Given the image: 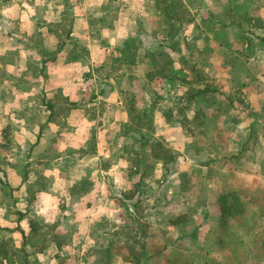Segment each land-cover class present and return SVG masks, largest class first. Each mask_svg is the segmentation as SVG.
Listing matches in <instances>:
<instances>
[{
	"label": "rangeland",
	"instance_id": "1",
	"mask_svg": "<svg viewBox=\"0 0 264 264\" xmlns=\"http://www.w3.org/2000/svg\"><path fill=\"white\" fill-rule=\"evenodd\" d=\"M75 7L88 20L83 59L97 41L108 49V61L84 66L79 104L91 123L86 136L74 139V132L63 129L61 140L44 139L33 129L48 114L41 97L28 102L9 88L42 82V63L64 45L42 35L47 26L67 39L71 18L61 25L55 20L61 12L73 16ZM0 61V256L16 264H110L112 257L171 264L169 243L175 240L165 236L166 228L203 227L196 245L174 252L175 260L264 262V0H0ZM123 68L135 85L121 96L131 122L124 130L134 136L117 139L111 148L119 170L109 176V197L116 201L76 202L80 191L106 196L104 184L90 180L97 163L86 158L98 141L101 107L94 86ZM63 104L55 105L52 119L64 118ZM58 141L61 146H53ZM150 152L161 158L160 166ZM112 160L98 165L112 166ZM78 176L75 187H53L59 201L52 210L39 196L45 182L52 180L51 188ZM229 192L236 193L229 202L239 209L223 218L219 200ZM102 208L117 216L98 215ZM84 211L94 218L77 233L74 215ZM50 212L56 218L45 217ZM15 244L19 250L11 251Z\"/></svg>",
	"mask_w": 264,
	"mask_h": 264
},
{
	"label": "crops",
	"instance_id": "2",
	"mask_svg": "<svg viewBox=\"0 0 264 264\" xmlns=\"http://www.w3.org/2000/svg\"><path fill=\"white\" fill-rule=\"evenodd\" d=\"M77 7L73 10V16H68L64 12H61L58 16V19L55 20V22L63 23L68 20L69 21L68 25L71 27V34L68 35L67 39H63L61 34L55 31V29H48L46 26V31L44 32L43 39L47 41H52V42H58L60 41L61 44L64 43L62 50H60V53H56L55 55H52L50 59L45 61L43 64V68L47 69V72L45 73L42 70L40 71L41 73V80L42 82L38 85L35 84H28L27 86L23 87H16V86H11L9 89L12 92H20V94H24L27 98V101L29 102H35V97L39 96L40 98V105L45 108L47 111V116L46 118L42 121L43 124L39 125H33V129L38 130V134L42 136V138H49V137H54L57 140H61L59 138L62 130L64 129L65 131L68 132H74L72 134V138L77 139L80 136H86L85 135V127H89L91 125L90 121L86 118H84V113L80 109L81 105L79 104L82 96V82H83V71H84V66L89 67V63H92L93 65H98V66H105L107 64V57L109 54L108 49L106 47H100V44L97 43V41H92V45L90 47V54L86 60L83 59L81 55L82 51V41L84 39L82 29L84 23H88L87 19H84L83 14H80V12L77 13L76 10ZM67 10V9H65ZM71 24V26H70ZM52 26V25H49ZM71 43V44H70ZM72 49V52H71ZM116 58H118V63H123L122 66H125L124 63V55L122 53L116 52ZM122 56V58H120ZM68 58V59H66ZM110 60V59H109ZM123 61V62H120ZM1 62V61H0ZM139 62H135L136 65H138ZM130 63H128V68H131L132 66H129ZM2 66L8 67V64H5L4 62L2 63ZM140 66H145L144 62H140ZM125 68V67H124ZM122 69L118 71L117 73H114L112 75H106L102 79H99L98 84L94 86L96 89V99L97 100V105L101 107V111L98 114V117L96 119V124H95V136L98 141H96L93 145L94 151L91 153L90 151L86 154V158H90L89 160L95 161L96 170L95 172H92L90 175V180L93 182V186L97 184H104L106 187V196L105 194H102L101 196L96 195L95 197L92 198L94 195V192H87V191H80L76 192L74 195V200L77 202L79 200H85V201H99V203H103L105 206H112L116 199L115 198H110L109 197V192L111 185L109 184V176L111 177L112 175L116 174V171L119 170L117 168L116 163L117 160L115 159L113 154H111V148L112 146L116 143L117 139H125V140H130L134 132H130V130H124V127L127 125H131V122L129 121V112L126 107V103L124 100L121 98L122 95L124 94H131V92L134 90L135 85L131 83V75L132 73L129 70ZM89 71V70H87ZM46 75L49 76V79L46 83H44V79L46 80ZM3 86H0V91H2ZM135 91V90H134ZM12 102H17V100H12ZM64 103L63 105L67 108L66 115L62 120H54L52 119L53 115V108H55V105H60ZM31 104V103H30ZM68 121L69 125H65L66 122ZM100 124V126H99ZM92 125L94 123L92 122ZM123 125V131H120V126ZM31 128V127H30ZM50 129L52 131V134L49 136L47 135L48 132L47 130ZM32 130V129H31ZM33 131V130H32ZM40 131V132H39ZM87 133V132H86ZM134 136V135H133ZM109 140H110V145H109ZM54 145H60V141L56 142L53 144ZM36 148H34L35 150ZM110 150V154H109ZM61 148L58 149V155L64 154ZM149 157L153 160L154 165L160 166L162 164L161 158L160 157H154V155L148 154ZM112 157V166H107L105 168H101V166L98 165V161ZM63 158L60 159V163ZM119 165H121L119 163ZM61 167L62 165L59 164ZM52 168H49L46 170V173ZM104 169H106L104 171ZM58 170V169H57ZM13 169H10L8 172L9 178L11 180H15L17 178V175L15 174L16 172H12ZM62 171V170H60ZM89 172L84 173L83 177H87L89 175ZM112 172V173H111ZM96 173V174H95ZM66 172L63 173V176H66ZM103 175L102 177H100ZM19 176V175H18ZM46 178L48 177V174H45ZM58 176L60 177V172H58ZM82 177L78 176L75 179H71L70 181H61L56 184H52V187L50 188V184L52 183V180H49L45 182L46 186L44 190H41L39 193V196L49 202V206L51 207V204L57 203L59 200L55 194L52 192L55 190L56 185L59 186L60 183H65L67 187H74L78 182H80ZM105 179V180H104ZM101 181V182H99ZM103 186V185H102ZM58 207V206H57ZM104 208V206H103ZM101 209V211H98V215H104L105 217H113L117 216L116 214H112L108 209L105 210V212ZM53 207H51V210ZM88 211L84 212H78L74 215L75 220H77V226L78 230H76L77 233L83 230L84 226H89L90 221L93 217L92 213L91 216L87 214ZM78 214V215H77ZM85 215V216H82ZM258 215L261 216V213ZM56 214H52L51 212L49 214H45V217H49L50 219L56 218ZM219 218V217H217ZM244 226V225H242ZM202 228H198L195 230V228H181V227H171V228H166L168 232H166L165 236H171L174 237L175 242H170L169 245L171 246L172 249V255L176 259V254L185 252L186 248L192 249L196 245V241L194 240L196 236H198ZM208 230L205 229L204 231L206 232ZM30 229L28 228V232ZM169 231L173 232L170 233ZM173 235V236H172ZM177 236V237H175ZM172 240V241H174ZM16 243V242H15ZM18 245L15 244L14 247L11 249V251H17ZM54 247V245H53ZM162 251L166 250V247L164 244H162L161 247ZM167 251H169V248H167ZM191 251V250H189ZM176 254H175V253ZM177 254V255H178ZM188 254H191L188 252ZM167 260L171 261V264H195V256H193V259H186L184 257H179L178 260L168 258ZM186 259V261L184 260ZM166 259L160 258L159 264H168V262L165 261ZM110 264H131L129 261H126L123 258H118V257H112L110 259ZM16 264L17 262L13 259H5L2 256H0V264L6 263L7 264ZM29 263V260L27 261ZM184 262V263H183ZM187 262V263H186ZM22 263V262H21ZM199 263V262H198ZM197 263V264H198ZM241 263H243L241 261ZM264 262H258V264H263ZM157 264V263H156ZM237 264V261H236Z\"/></svg>",
	"mask_w": 264,
	"mask_h": 264
},
{
	"label": "trees",
	"instance_id": "3",
	"mask_svg": "<svg viewBox=\"0 0 264 264\" xmlns=\"http://www.w3.org/2000/svg\"><path fill=\"white\" fill-rule=\"evenodd\" d=\"M236 193L235 192H229V194H224V196L220 197V202L222 204V216L223 218L226 216H229L230 214L235 213L239 208L238 206H235V204H230L229 201H231V199L234 200Z\"/></svg>",
	"mask_w": 264,
	"mask_h": 264
}]
</instances>
